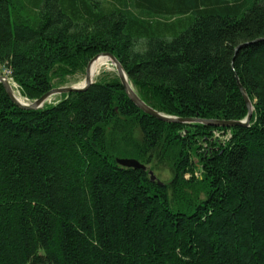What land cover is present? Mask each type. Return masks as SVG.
I'll return each mask as SVG.
<instances>
[{
	"label": "trees",
	"instance_id": "obj_1",
	"mask_svg": "<svg viewBox=\"0 0 264 264\" xmlns=\"http://www.w3.org/2000/svg\"><path fill=\"white\" fill-rule=\"evenodd\" d=\"M102 51L175 116L244 118L239 82L249 123L157 118L116 71L34 108L0 82V264H264V0H0L29 100Z\"/></svg>",
	"mask_w": 264,
	"mask_h": 264
},
{
	"label": "water",
	"instance_id": "obj_2",
	"mask_svg": "<svg viewBox=\"0 0 264 264\" xmlns=\"http://www.w3.org/2000/svg\"><path fill=\"white\" fill-rule=\"evenodd\" d=\"M99 55H107L110 58V62L113 64L117 75L120 78V81L129 95L130 99L141 109H143L145 112L150 113L154 115L157 118L167 120V121H180V122H191V121H200L204 122L210 125H224V126H231V125H247L249 123V119L252 113V104L251 101L247 95V92L245 88L241 85V83L238 82L239 89L243 95V98L245 100V103L247 105L248 111L244 118L242 119H223V118H202L197 116H191V117H182V116H175L171 114H167L161 111L156 110L155 108L148 105L145 101H143L139 95L136 93L135 89L133 88L131 82L129 81L127 77V73L124 70L121 62L117 59V57L111 53L110 51H102L99 53H96L93 55L87 62L86 68H85V77L82 82L76 83V84H70V85H57L54 87H51L47 91H45L43 94H41L39 97L31 100V101H23L19 100L14 92H13V86L9 80V78L0 73V82L3 84L7 94L9 97L19 106L24 108H34V107H40L44 104V102L53 94H59L62 92H70V91H81L86 89L92 82H94V75H91L89 71V66L91 62L98 57ZM117 162H119L122 165L125 166H132V167H142L146 168L145 164L140 162L138 159L134 157H117ZM150 178L155 179V174L152 170H149ZM157 182H161L159 179H157Z\"/></svg>",
	"mask_w": 264,
	"mask_h": 264
},
{
	"label": "rangeland",
	"instance_id": "obj_3",
	"mask_svg": "<svg viewBox=\"0 0 264 264\" xmlns=\"http://www.w3.org/2000/svg\"><path fill=\"white\" fill-rule=\"evenodd\" d=\"M103 1V0H102ZM95 55V54H94ZM85 67H83L82 69L80 70H77L75 71L74 73L72 74H68L65 78V81L62 82L60 85H70V84H76V83H80L83 81L84 77H85ZM113 71H116L113 64L111 62H109V64L103 66L96 74L95 76L99 75L100 72H104V73H112ZM8 72L7 69L3 68L1 65H0V73L6 75V73ZM117 73V72H116ZM96 76V77H97ZM95 78V77H94ZM9 80L13 86V89L18 92L19 94H17L18 96L20 95V97L22 98L23 101H31L29 100L28 98H26L25 96H23L21 93H20V90H19V87L17 85V83L11 79L9 77ZM57 86V85H55ZM54 87V86H53ZM59 97V94H53L52 96H50L46 101L50 102V101H53V100H56L57 98ZM213 134H212V137L213 138H217V139H225L230 133H229V130H218V129H213ZM194 173H198V168L194 169ZM161 177L160 178H163V179H168L169 178V173L167 171H163L161 172Z\"/></svg>",
	"mask_w": 264,
	"mask_h": 264
},
{
	"label": "bare ground",
	"instance_id": "obj_4",
	"mask_svg": "<svg viewBox=\"0 0 264 264\" xmlns=\"http://www.w3.org/2000/svg\"><path fill=\"white\" fill-rule=\"evenodd\" d=\"M110 62V58L107 55H99L98 57H96L90 64L89 66V71L91 73V75H94L105 65L109 64ZM97 76V75H96ZM13 92L15 94V96L19 99L22 100V98L20 97V95L18 96L17 94H19L18 92H16L13 89Z\"/></svg>",
	"mask_w": 264,
	"mask_h": 264
}]
</instances>
